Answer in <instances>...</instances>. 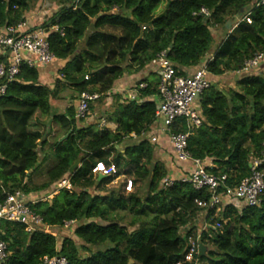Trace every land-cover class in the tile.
I'll list each match as a JSON object with an SVG mask.
<instances>
[{
    "label": "trees",
    "instance_id": "16d2710c",
    "mask_svg": "<svg viewBox=\"0 0 264 264\" xmlns=\"http://www.w3.org/2000/svg\"><path fill=\"white\" fill-rule=\"evenodd\" d=\"M40 1L0 0V28L23 22ZM50 1L57 10L41 29L48 32L54 59L65 62L58 73L77 95L85 92L99 99L124 73L144 70L163 51L177 75H184V69L198 66L209 53L212 29L224 28L227 21L240 20L249 12L251 23H238L215 47L205 69L208 80L234 74L261 54L257 69L262 71L239 75L233 89L220 91L210 85L202 93L198 100L202 124L188 136L186 151L193 160L212 162L206 172L225 176L229 186L250 176L251 164L264 145V7L253 8L255 0H166L156 15L161 0H81L77 5L73 0ZM201 9L209 16L199 15ZM83 39V51L77 54ZM139 84L145 88L138 89ZM139 84L135 100L116 105L111 116L115 132L78 127L70 111L67 118H59L64 139L50 144L35 128L40 118L49 117L54 93L40 84L36 68L19 66L0 96V201L16 191L25 195L52 191L67 177L71 192L61 191L29 208L51 230L66 222L79 224L72 235L89 255L81 257L71 238L58 243L43 231L26 232L21 223L0 221V240L8 254L5 264H40L56 255L67 264H175L186 250L183 230L194 232L201 213L209 226L220 225L201 235L206 250L202 263L264 264V195L257 207L229 204L215 215L195 204L208 201L207 191H194L179 181L162 188L167 171L154 158V144L146 139L124 144L130 134L137 138L147 134L156 121L158 79L153 75ZM171 132L184 133L185 125L178 121ZM48 153L54 163L42 183L33 184L32 174ZM76 161L77 169L68 175ZM97 164L113 166L116 172L98 179L91 174ZM258 170L264 174V164ZM120 176H127L135 188L145 185L144 198L139 190L127 195L105 190Z\"/></svg>",
    "mask_w": 264,
    "mask_h": 264
},
{
    "label": "built area",
    "instance_id": "2783aa9c",
    "mask_svg": "<svg viewBox=\"0 0 264 264\" xmlns=\"http://www.w3.org/2000/svg\"><path fill=\"white\" fill-rule=\"evenodd\" d=\"M77 5L81 0H73ZM253 8L264 7V0H255ZM208 17L209 13L201 9L198 13ZM250 13L246 12L238 23L245 21L250 24ZM56 30V28H50ZM144 30V28H143ZM48 32L45 29L26 30V22H19L14 26L0 28V96L5 93L6 85L14 80L19 66L26 65L28 68H34L36 65L47 66L55 62L54 56L49 51L47 42ZM263 56L258 54L251 60L245 62L242 70L234 74L239 76L256 69L262 61ZM206 65V64H205ZM205 65L191 75L178 76L172 63L167 59L166 52L159 53L151 62L158 75V106L155 113L156 119L163 121L164 133L168 137L173 156L179 163L191 162L193 171L179 180L183 184L189 185L194 191H207L210 197L207 202L197 201V207L203 210H214L216 215L224 206L223 200H227V205L242 204L244 207L254 208L260 203L261 196L264 195V174L258 170L260 165L264 164V145L260 152V157L254 161L250 167V176L244 179L239 185L233 187L226 184L225 176H215L206 172L200 161L190 158L186 151L187 138L191 131L197 129L202 124V118L194 108L195 102L210 87V81L207 78ZM87 80V77L85 78ZM144 84H139L138 89H144ZM99 98L96 94L81 93L78 95L74 119L77 122L86 120L89 107ZM136 99V90L134 94L128 96V100ZM181 121L185 125L186 132L173 133L171 127L174 123ZM146 134L141 133L140 139H145ZM135 139V136H131ZM155 144L156 139L150 137L148 140ZM207 168H211L208 166ZM92 174H100L103 177L115 174L113 166L105 168L102 164H97L91 171ZM173 180L165 178L162 181V188L171 187ZM57 190H68L70 185L68 181L62 180L56 185ZM132 190L131 181H126L124 191L130 193ZM32 204V203H30ZM27 196L21 191L6 195L5 199L0 201V221L21 223L25 226L26 232L43 231L54 236L57 230L46 228L41 219L34 215L29 208ZM73 222L64 223L63 230L73 225ZM219 230L220 225L209 226L205 221L199 229L191 232L188 228L184 229V239L186 240V250L182 258L175 264H207L200 261V240L201 235L207 229ZM206 250L204 251L205 254ZM6 244L0 240V264H5L7 259ZM40 264H67L64 257L56 255L52 258H43Z\"/></svg>",
    "mask_w": 264,
    "mask_h": 264
},
{
    "label": "crops",
    "instance_id": "0c3cea01",
    "mask_svg": "<svg viewBox=\"0 0 264 264\" xmlns=\"http://www.w3.org/2000/svg\"><path fill=\"white\" fill-rule=\"evenodd\" d=\"M42 2L43 0L37 3L33 7V9L25 16L27 31H32V30L41 28V25L48 19L47 18L41 24V22L40 23L38 22L39 18L33 17L34 15L32 14V11L37 10L42 5L41 4ZM56 10H57V7H56ZM56 10L53 9V13ZM238 22H239V19L235 17L234 19L227 21L224 28L217 27V28L212 29L211 33L213 35V38L214 37L220 38V39H216L218 40L215 43L216 46L226 35L230 34L237 27ZM103 31L109 32L107 29H104ZM210 55L211 54H207L206 57L201 61V63L198 66L184 69L183 74L191 75L197 70H199L201 67L205 65V61L210 57ZM64 66H65V62L55 60V62L50 65H47V66L36 65L34 67L38 71L40 84L42 86L47 87L49 90L53 91L54 93L53 97L49 101V104H50L49 117L43 118V119L40 118V123H37V126L35 128L36 130H39L44 133L46 141L50 144L54 141H61L62 139H64L63 133L60 131V125L62 124L63 119L67 118L68 113L71 111V113L73 112L75 116V109H76L78 95L74 92L72 88L66 85L63 75L58 73V71L61 70ZM261 71L262 70H258L256 68V69L249 71L248 73L254 72L253 74L257 75V73ZM153 75H156L158 79L156 70L150 65L146 67L144 70L136 74L124 73L123 76L114 83L112 89L106 94L104 98H100V99L98 98L97 101L91 104V109L88 112V116L86 120L78 122V127H91V129L96 127L97 131L107 130L111 133L115 132L116 125L111 120V116H112L114 109L116 108V105L126 104L127 102H129L130 100H128V96L135 93L136 85L139 84L142 80L151 79ZM226 80H229V81L232 80V82L226 85L224 84ZM237 80H238V76L232 73L225 74L224 76H221V77H209L210 84L213 86H216L217 89L220 91H226L227 89H233L235 87V82ZM58 81H59V84H58ZM198 100L195 102L194 108L197 111V113L201 116ZM59 118H63V119H59ZM39 124H42V125H39ZM162 124H163V121L161 119L159 118L156 119V121L150 127L148 133L146 134L145 139L149 140L150 137H153L156 139V142L154 144L155 160L164 165L167 171V178H170L173 181H179L182 178L187 177L193 171L194 167L191 162L179 163L175 160L171 146L168 141V137L164 133L165 131L163 129ZM132 135L135 136L134 134H130L128 137L131 140L130 141L126 140L124 144H130L131 141L135 142L138 139H140L139 137L137 138L136 136H135V139H132L131 138ZM117 149L121 151V146H118ZM48 157L49 158L51 157L49 153H48ZM201 163L204 167H208V166L212 167V162L210 161H204ZM43 164H44L43 159H41L40 166H38V168L32 174L33 184L39 185L40 183H42L44 173L42 174L39 173V169L41 165ZM92 175L98 179L104 178L99 173L92 174ZM111 176H107V177H111ZM120 177L115 179L114 181H117L118 179H120ZM62 180H66L69 183V179L67 177ZM71 190L72 188L70 185V188L68 190L66 189V190L58 191L56 188L51 191L50 189H48L45 191H38V192L29 194L26 196H27V200L29 204L30 203L35 204L40 201L51 200L54 196H56L61 191L71 192ZM223 204L224 206H226L227 200H223ZM236 207L242 209L244 206L242 204H238ZM204 216H205L204 213H201L198 215L197 220H196V225H195L196 230L199 229L201 225H203V222L205 221ZM76 224L77 223H74L73 225L76 226ZM73 225H71V227H73Z\"/></svg>",
    "mask_w": 264,
    "mask_h": 264
},
{
    "label": "rangeland",
    "instance_id": "374dc122",
    "mask_svg": "<svg viewBox=\"0 0 264 264\" xmlns=\"http://www.w3.org/2000/svg\"><path fill=\"white\" fill-rule=\"evenodd\" d=\"M161 6L159 7L158 11L156 12V15H159L162 13V11L164 10V6H165V1L166 0H161ZM42 5L37 9V10H33L32 11V14L34 15L33 17L34 18H39V23L41 22V24L47 19L49 18L52 14H53V9L56 10V7H55V4L53 2H51L50 0H43V2L41 3ZM40 24V25H41ZM109 31V30H108ZM212 31V30H211ZM91 33V29L87 31V34L86 35H89ZM117 33V32H116ZM216 39H220L219 37H214V43L210 46V51L208 54H211L213 52V50L215 49V46H216V42L218 40ZM83 48H84V39L79 43L78 45V49H77V54H80L82 51H83ZM262 68V67H261ZM230 82H232V80H226V82L224 84H230ZM94 132H97V128L94 127L92 129ZM54 163V158L53 156H51L49 159H47L43 165H41L40 169H39V173H44L47 169H49L51 167V165H53ZM126 181H128V177L127 176H122L120 177V179H118L117 181H113L111 184L107 185L105 187V190L107 191H111V190H114V191H119L121 192L123 195H127L129 193H126L124 191V186H125V183ZM137 190L140 191V197L141 198H144L145 196V191H146V186L145 185H142L138 188H135L132 186V190L130 193H134L136 192ZM101 225H103V223L100 222ZM79 225V224H76V226ZM75 225H73V227L69 226L68 228L66 229H63V230H57L56 233H54V236L57 241H61L62 239L64 238H71L74 240L75 244H76V248L78 250H80V256L81 257H86L89 255V253H86L84 251H82V245L79 241H77L73 235H72V232H73V228L76 227ZM196 230V229H195ZM45 234H50V233H45ZM102 248H91V252H95L97 250H100Z\"/></svg>",
    "mask_w": 264,
    "mask_h": 264
},
{
    "label": "water",
    "instance_id": "95a60500",
    "mask_svg": "<svg viewBox=\"0 0 264 264\" xmlns=\"http://www.w3.org/2000/svg\"><path fill=\"white\" fill-rule=\"evenodd\" d=\"M78 167V161H76L68 170V174H72ZM205 248L203 246L200 247V255L202 256L204 254Z\"/></svg>",
    "mask_w": 264,
    "mask_h": 264
}]
</instances>
